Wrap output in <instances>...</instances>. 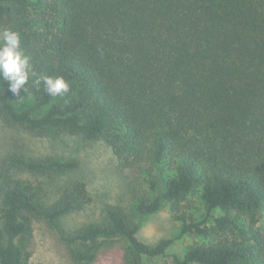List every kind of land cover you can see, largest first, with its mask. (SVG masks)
<instances>
[{"label": "trees", "instance_id": "trees-1", "mask_svg": "<svg viewBox=\"0 0 264 264\" xmlns=\"http://www.w3.org/2000/svg\"><path fill=\"white\" fill-rule=\"evenodd\" d=\"M20 34L36 76L63 78L52 97L30 77L18 108L0 79V120L30 132L102 139L130 172L134 209L166 208L178 237L195 239L178 264H264V0H0V31ZM74 160H0V264H29L32 217L81 263L121 239L123 264L164 255L174 238L136 235L118 208L74 231L60 218L91 203L85 183L41 201L21 171H66Z\"/></svg>", "mask_w": 264, "mask_h": 264}, {"label": "rangeland", "instance_id": "rangeland-1", "mask_svg": "<svg viewBox=\"0 0 264 264\" xmlns=\"http://www.w3.org/2000/svg\"><path fill=\"white\" fill-rule=\"evenodd\" d=\"M1 33V31H0ZM29 94L22 93L15 100L18 108L31 104ZM18 154L33 159L74 160L76 167L66 171H21L36 190L41 201L54 203L62 189L73 181L85 183L91 203L74 210L59 220L66 231H74L101 220L105 207L118 208L132 224H138L137 237L153 244L161 238H174L164 255L145 259V264H178L195 239L178 237L180 227L174 223L166 208L149 215L139 214L132 204L127 180L130 172L118 168L110 146L102 139H86L68 131H48L43 134L11 126L0 120V160ZM32 255L29 264H123L124 240H105L97 247L92 262H78L57 233L42 218L32 217Z\"/></svg>", "mask_w": 264, "mask_h": 264}, {"label": "clouds", "instance_id": "clouds-1", "mask_svg": "<svg viewBox=\"0 0 264 264\" xmlns=\"http://www.w3.org/2000/svg\"><path fill=\"white\" fill-rule=\"evenodd\" d=\"M30 77H34L33 84H43L44 91L52 96H61L69 91L68 83L61 77L48 74L36 76L30 70L29 57L20 47V34L12 29H5L0 33V79L8 82V89L14 96L25 91V85Z\"/></svg>", "mask_w": 264, "mask_h": 264}]
</instances>
